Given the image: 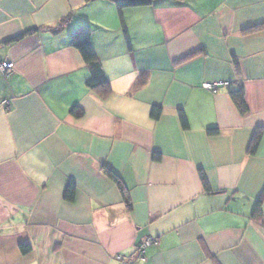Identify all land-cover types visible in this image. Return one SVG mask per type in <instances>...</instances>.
Segmentation results:
<instances>
[{"label": "crops", "instance_id": "0c3cea01", "mask_svg": "<svg viewBox=\"0 0 264 264\" xmlns=\"http://www.w3.org/2000/svg\"><path fill=\"white\" fill-rule=\"evenodd\" d=\"M262 23L264 0H0V264H264ZM84 27L106 98L69 45Z\"/></svg>", "mask_w": 264, "mask_h": 264}, {"label": "trees", "instance_id": "16d2710c", "mask_svg": "<svg viewBox=\"0 0 264 264\" xmlns=\"http://www.w3.org/2000/svg\"><path fill=\"white\" fill-rule=\"evenodd\" d=\"M87 1L89 2L92 0H87ZM110 1L113 2L118 7L120 12H122L123 9H127V8H138V7H145V6L153 5L154 3H156L157 0H110ZM122 25H123L122 26L123 31L126 33V27H125L124 22ZM262 30H264V23L250 27L247 30H245V32L246 33H254V32H259ZM36 32H37L36 29L30 30L28 32H25L21 35H18L15 38L9 40L7 43L12 44V43L20 42L24 38H26L27 36L33 35ZM59 32H60V30L54 31L55 34H58ZM69 45L72 48H74L80 52L84 62L90 68L91 74H90V77L86 83L87 87L93 91L100 92L103 98H106L107 96H109V94L111 93L110 83H109L101 65L99 64L96 52L93 48L92 30L88 27L79 28V29L75 30L69 37ZM141 84L142 83L140 82L139 85H141ZM230 94H231V97H232L236 107L238 108L240 114L246 115L249 112V109H248V105L245 101V90H244V88L241 87L238 90L232 91ZM74 111L75 110H73V112ZM160 116H161V110L158 108H154L152 111V117L154 119H159ZM181 118H182V124H183L184 129H188V122H187L185 116L182 115ZM208 133L209 134H216V133H218V130L216 128H211L208 130ZM263 133H264V131L262 128H258L255 131V133L251 139V142L249 144V147H248V155L255 156L257 154V152L260 148L262 139H263ZM104 173L107 177H109L110 179H112L116 182V184L118 185V187L120 188V190L124 196V199L128 200L129 198L127 197L126 190H125L119 176L108 168H104ZM200 175H201V178H202L204 185L207 187V179L205 177V174L203 172H201ZM74 195H75V186L72 183L68 186L65 197L67 200L73 201ZM263 202H264V190H263V192H262V194H261V196L257 202L255 212H254V217L258 220L262 218V204H263Z\"/></svg>", "mask_w": 264, "mask_h": 264}, {"label": "built area", "instance_id": "2783aa9c", "mask_svg": "<svg viewBox=\"0 0 264 264\" xmlns=\"http://www.w3.org/2000/svg\"><path fill=\"white\" fill-rule=\"evenodd\" d=\"M13 69V65L12 64H3L0 65V71H2L3 73L8 74V72L11 73ZM219 85L218 84H205L204 88H206L207 90H211V91H217L218 90ZM157 244V240L155 238H149L147 239L144 244L142 246H140L139 250H138V254L140 258H143V256L146 253V249L156 245Z\"/></svg>", "mask_w": 264, "mask_h": 264}]
</instances>
